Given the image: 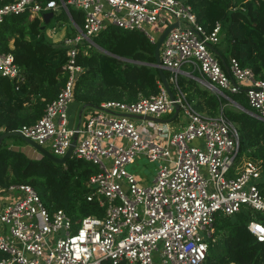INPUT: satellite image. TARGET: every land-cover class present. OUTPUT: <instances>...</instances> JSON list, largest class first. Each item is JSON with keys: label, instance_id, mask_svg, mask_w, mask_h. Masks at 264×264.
<instances>
[{"label": "built area", "instance_id": "obj_1", "mask_svg": "<svg viewBox=\"0 0 264 264\" xmlns=\"http://www.w3.org/2000/svg\"><path fill=\"white\" fill-rule=\"evenodd\" d=\"M83 12L82 25L64 36V68L68 76L57 94L47 101L40 117L19 130L51 153L62 156L75 132L73 154L91 162L96 172L87 181V199L95 198L104 212L86 215L74 229L62 208L49 210L29 183H12L8 191L18 197L0 204V264H99L102 259L128 264H203L219 214L243 207L264 213L259 183L260 160L240 165L239 133L235 122L220 108L214 115L199 111L178 82L179 75L196 79L218 97L239 104L229 92L243 91L251 109L264 120V79L229 55L226 68L213 46L222 36V23L208 30L198 22L185 0H68ZM62 7L75 25L63 0H0V22L5 16L53 11ZM176 22L159 48L160 64L167 71L171 98L159 81L156 93L134 100L109 99L99 103L78 128L70 125L68 108L73 86L82 67L76 63L78 44L109 25L137 29L155 43L146 25ZM77 27V26H76ZM0 77L20 80L23 75L14 54L0 51ZM177 104L182 123L171 127L161 120H135L127 114L161 118ZM142 154L156 160V174L143 182L127 169ZM248 156V155H247ZM248 230L264 242V222L252 218ZM63 233L60 234V230ZM264 264V261L263 263Z\"/></svg>", "mask_w": 264, "mask_h": 264}, {"label": "trees", "instance_id": "obj_2", "mask_svg": "<svg viewBox=\"0 0 264 264\" xmlns=\"http://www.w3.org/2000/svg\"><path fill=\"white\" fill-rule=\"evenodd\" d=\"M63 1L75 26L80 27L82 10L70 5L68 0ZM186 1L206 29L210 30L216 20L221 21V40L213 49L222 67L226 68L227 56L233 55L242 66L251 67L264 79V0ZM43 13L27 10L5 16L0 22V51L14 54L23 75L16 81L0 77V134L34 123L68 76L64 68L66 47L62 41L54 44L46 38ZM58 17L68 20L62 7ZM75 32L68 30L64 35L72 36ZM92 40L94 45L88 46L86 40L78 44L76 63L82 70L74 81V100L82 105L98 106L104 100L129 101L158 91L160 74L152 64L156 42H151L142 31L109 25L92 36ZM178 82L199 111L214 115L222 108L224 115L237 125L240 152L260 160L264 172V120L247 111L251 107L244 92L225 90L246 110L231 105L192 77L181 74ZM15 136L3 138L0 144L2 191L12 183L31 184L49 210L66 211L74 229L84 216L103 214L104 209L95 198L87 199L90 190L87 181L97 170L94 164L74 154L62 164L44 155L29 156L8 144ZM259 187L264 195L263 176ZM254 217L264 222V213L251 207L216 216L203 264H262L264 242L258 241L247 227ZM99 264L128 263L106 258Z\"/></svg>", "mask_w": 264, "mask_h": 264}, {"label": "rangeland", "instance_id": "obj_3", "mask_svg": "<svg viewBox=\"0 0 264 264\" xmlns=\"http://www.w3.org/2000/svg\"><path fill=\"white\" fill-rule=\"evenodd\" d=\"M60 11V7L54 10L53 16L50 18L49 22L46 24V28L44 30L46 34V38L49 41H52L54 44H57L61 42L64 33L66 31H76L78 32V28L69 20H66L64 18L58 17V13ZM148 29V32L153 33L157 38L159 37L160 33L163 30V26L160 27H152L150 25L145 26ZM75 32V33H76ZM229 103V102H228ZM75 104V105H74ZM231 105H234L230 103ZM91 106L87 105L83 108V111L81 113V119L80 122H82L85 119L86 112L88 109H90ZM82 108L81 104L76 101L72 100L69 108H68V120L70 122H74L75 124L79 121V110ZM179 119H183L182 113L179 112L178 115ZM22 137L17 135L14 138H11L8 140V144L13 145L15 148L23 150L26 152L28 155L32 156L33 150L35 151L36 149L30 145L28 142H26ZM13 143V144H12ZM47 149H50V147L45 144ZM32 146V148H30ZM37 151V150H36ZM38 154V153H37ZM42 155L40 152L37 156ZM250 160V157L246 155L245 152H242L240 155V165L242 166L243 164L247 163ZM157 164L158 162L156 160H149L146 156L139 154L136 156L135 161L128 163L127 164V169L131 170L132 172H138L140 170H147L149 171L150 178L156 174L157 170ZM262 175L264 177V172H262ZM60 234L63 233V229L60 230ZM6 256L4 253L0 251V257Z\"/></svg>", "mask_w": 264, "mask_h": 264}, {"label": "water", "instance_id": "obj_4", "mask_svg": "<svg viewBox=\"0 0 264 264\" xmlns=\"http://www.w3.org/2000/svg\"><path fill=\"white\" fill-rule=\"evenodd\" d=\"M42 15H43V21H44V24H45L53 16V11H51V10L46 11ZM44 24L41 25V28H44ZM174 25H176V22L167 25L162 30V32L160 33V35H159V37H158V39L156 41L155 47H154L155 62L152 63L154 66H156L158 68L161 82L164 85V87L166 88V90H167V92H168V94H169V96L171 98L173 97V94L170 91V87H169V84H168L164 69H163V67L160 64L159 48H160V45L162 43V40H163L164 36L168 32V30ZM90 105H92V104L90 103ZM174 106H175L174 107V114H176L178 112L179 107H178L177 104H174ZM234 106H236L237 108H240L242 110H246V108H244L240 104H234ZM127 115L130 116V117H134V118L143 117V116L137 115V114H127ZM144 118H152L154 120L159 119V118H155V117L149 116V115L144 116ZM80 119H81V110L79 111V121L76 123V128H78V126L80 124ZM162 120H164V119H162ZM10 135H19V136H21L26 142H28L30 145H32L38 152H40L42 155L46 156L47 158H49L50 160H52V161H54V162H56L58 164L64 163L67 158H69V157H71L73 155V148L75 146L76 139L78 137L77 132H75L73 137H72V140L70 142V145L68 146V148L66 150V152L62 156L59 157V156H56L53 153H51L45 146L37 143L35 140L31 139L30 137H27V136L23 135L19 130H10V131L2 132L0 134V144H1L2 140H3V138H5L7 136H10Z\"/></svg>", "mask_w": 264, "mask_h": 264}, {"label": "crops", "instance_id": "obj_5", "mask_svg": "<svg viewBox=\"0 0 264 264\" xmlns=\"http://www.w3.org/2000/svg\"><path fill=\"white\" fill-rule=\"evenodd\" d=\"M186 1V0H185ZM65 36V35H64ZM63 36V37H64ZM62 41V40H61ZM229 56V55H228ZM228 56H227V59H228ZM218 57V56H217ZM227 62V61H226ZM222 63H225V61L223 60L222 61ZM202 85V84H201ZM202 86H204V85H202ZM205 87V86H204ZM210 90V89H209ZM211 91V90H210ZM75 105V104H74ZM89 106H91L90 107V109H88L87 110V112H86V116L88 115V113L89 112H91L96 106H93V105H90V104H88ZM81 106H82V108L80 109L81 110V113H82V111H83V108L85 107V106H87V105H82L81 104ZM79 110V111H80ZM203 112V111H202ZM178 115H179V112H177L176 114H174V110L171 112V113H165L161 118H159V119H156V120H161L162 122H165V123H167L168 125H170L171 127H175V126H178L179 124H177V119H178V121H180L181 123L180 124H183L182 123V120L183 119H179L178 118ZM85 116V117H86ZM142 118H144V116L143 117H141V118H134L135 120H139V119H142ZM146 119H152V118H146ZM162 119H164V120H162ZM70 125H75L76 126V124L74 123V122H70ZM13 144V143H12ZM13 146V145H12ZM14 147V146H13ZM15 148V147H14ZM30 148H32V146L30 147ZM33 149V148H32ZM33 152V154H32V157H37V155L39 154V152L38 151H32ZM38 153V154H37ZM30 156V155H29ZM135 174H137L138 176H139V178L143 181V182H150L151 180H152V178L154 177V175L150 178V174H149V171H147V170H140V171H138V172H134ZM18 193L17 192H11V191H8V190H3L2 191V189L0 188V204L1 205H5V204H7V203H9V202H11V201H13V200H15L17 197H18Z\"/></svg>", "mask_w": 264, "mask_h": 264}]
</instances>
